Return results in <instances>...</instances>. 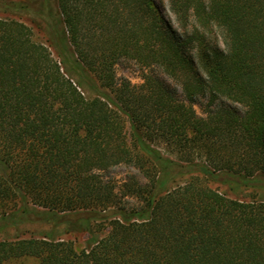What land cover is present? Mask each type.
I'll use <instances>...</instances> for the list:
<instances>
[{
  "label": "trees",
  "instance_id": "1",
  "mask_svg": "<svg viewBox=\"0 0 264 264\" xmlns=\"http://www.w3.org/2000/svg\"><path fill=\"white\" fill-rule=\"evenodd\" d=\"M169 3L182 34L151 0H44L58 59L0 18V230L39 215L88 235L0 239V264H264V0ZM126 59L191 104L153 77L117 78ZM119 164L144 182L118 193L101 171Z\"/></svg>",
  "mask_w": 264,
  "mask_h": 264
},
{
  "label": "rangeland",
  "instance_id": "2",
  "mask_svg": "<svg viewBox=\"0 0 264 264\" xmlns=\"http://www.w3.org/2000/svg\"><path fill=\"white\" fill-rule=\"evenodd\" d=\"M44 0H0V18L10 19L23 22L27 25L32 32L33 38L37 42H41L46 46H50L52 54L57 57V51L52 46L51 33L48 25L46 24V11L43 7ZM152 4L156 8L159 17L161 18L164 26L173 32L182 34L185 30L184 27L179 24L177 18L171 10L169 0H151ZM46 22V23H45ZM190 26H188V29ZM221 46L223 44L221 43ZM117 78L128 79L133 84H140L144 82L145 77H153L164 84L174 95L184 99L187 103H190L186 98L183 91L181 82L174 80L171 76L165 73L162 69L156 66L143 67L140 63H137L133 59L122 60L116 65ZM206 98H200L199 102L194 103L196 111L199 114H203L201 102H205ZM191 104V103H190ZM127 129L129 128L128 122ZM158 146L164 151L165 145L160 143ZM105 177H109L113 180V183L117 186L118 193L121 185L135 176L139 181L144 182V174L138 166H132L127 164H119L111 167L105 171H101ZM190 176L183 175L178 179V182L188 181ZM210 184L230 196H237L238 193L234 192L228 183H223L218 179H211ZM124 200L132 199L130 202H134L132 197H124ZM11 205H9L10 207ZM54 233L55 237H59L66 240L73 241L78 247L86 244L88 235L85 232L77 230V228L71 223L70 220L62 222L59 217L57 219L45 220L39 215L29 216V219L19 224L7 226L0 230V239L14 240L16 238H30V237H42V234L46 231ZM4 264H39L40 260L36 257H19L16 259H8L3 262Z\"/></svg>",
  "mask_w": 264,
  "mask_h": 264
}]
</instances>
